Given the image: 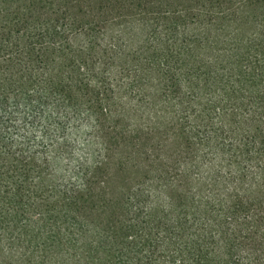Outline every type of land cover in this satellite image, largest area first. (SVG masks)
Segmentation results:
<instances>
[{
    "label": "trees",
    "instance_id": "16d2710c",
    "mask_svg": "<svg viewBox=\"0 0 264 264\" xmlns=\"http://www.w3.org/2000/svg\"><path fill=\"white\" fill-rule=\"evenodd\" d=\"M97 1L0 0V264H264V0H160L152 48L103 38ZM195 5L245 10L158 48Z\"/></svg>",
    "mask_w": 264,
    "mask_h": 264
},
{
    "label": "rangeland",
    "instance_id": "374dc122",
    "mask_svg": "<svg viewBox=\"0 0 264 264\" xmlns=\"http://www.w3.org/2000/svg\"><path fill=\"white\" fill-rule=\"evenodd\" d=\"M125 1H127V4L119 13L107 8V0L101 2L100 5L98 1L93 3L94 7L92 9V14L94 19L104 17V20H99V31L101 28L103 38L109 39L118 37L126 45L133 48L139 46L143 48H152L153 46H156V44L152 43L149 38H147V36L143 33V31L140 30L139 24L141 19L146 18L147 20H150L152 17H154L156 9L158 8L159 4L162 3V1L146 0L143 11L138 15H136V12L130 5L132 0ZM170 1L174 2L173 4L169 5L166 12L167 16L172 18L175 22L185 19L187 16H189V13L190 15H192L191 13L193 12L186 11L188 10V8H190V4H188L187 0ZM60 4H62V1L60 2ZM195 8L196 16L202 19V23L204 22L200 26L203 28H195L193 25L189 24V26L187 25V27L183 29H177L178 31H184L182 34L179 33V35L162 31L163 33L160 37V40L158 41L159 44L157 43L158 48L160 46V48L162 49H169L170 52H178L181 49L180 44L185 43V40L182 38H186L187 46H192L194 45L193 36L195 35H199L200 37H204L207 40L214 41L222 36L221 32L218 30L220 28L219 20H226L228 22L227 27L222 28V30L224 29V33L227 28L232 29L234 27L235 23H237L236 21L239 20L241 16H244V13L241 15L240 11L244 12L245 10L244 5H242V9L239 6L235 5L233 9L224 11L221 18L216 19L215 23L212 22L211 25L207 26L206 21L204 20L205 11L197 7V5H195ZM205 31H207L209 35H207Z\"/></svg>",
    "mask_w": 264,
    "mask_h": 264
}]
</instances>
